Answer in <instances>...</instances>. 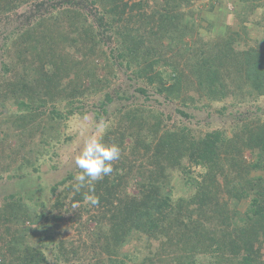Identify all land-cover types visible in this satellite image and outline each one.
Listing matches in <instances>:
<instances>
[{"label": "trees", "instance_id": "1", "mask_svg": "<svg viewBox=\"0 0 264 264\" xmlns=\"http://www.w3.org/2000/svg\"><path fill=\"white\" fill-rule=\"evenodd\" d=\"M29 1L2 0L5 4L0 7V12L9 11L12 2L26 4ZM119 1L86 0V6L91 7L95 16L92 22L100 29L97 36L101 35L102 42L115 40L117 48L112 57L124 63L127 69L136 66L135 77L146 79L150 85L154 83L156 94L165 96L167 101L182 100L181 104H184L180 96H191L188 93L194 91L206 98L210 104L206 107L229 97L232 100L245 94L264 95V53L259 49L234 48L238 44L236 38L223 31L218 33L224 37L221 45L187 47L183 43L184 38L194 34L188 19L179 13L180 8L188 6V0H164L162 5L155 6L150 18L142 21L145 14L141 5L129 6ZM95 4L99 7L94 8ZM81 8L83 14L65 9L59 13L46 10L44 13H48L52 24L41 20L36 26L26 27L18 38L6 36L2 45L5 49L8 41L13 40L11 57L7 55L8 65L0 63L3 72L0 76V107L8 103L15 108L11 114L1 112L0 115L10 122L9 129L16 143L7 142L6 134L0 138V182L12 183L15 188L11 193L0 194V225L12 235L26 236L34 241H31L32 250L20 258L6 262L0 256V264H48L43 252H51L52 248L47 246L49 238L45 233L58 217L49 214L47 204L54 198L51 203L55 208L56 205L66 208L61 200L71 192L70 204L80 203L86 212L90 207L98 211L100 216L91 217V221L97 218L107 221L108 226L98 232L97 238L100 249L106 251L103 253L113 256L108 258L109 264H264V125L250 121L231 127L230 136L224 130H215L198 137L184 127L162 130L159 122L154 120L155 115L145 117L140 112L139 116H134L127 112L121 120L128 124L115 133L116 138L103 136L105 142L116 141L121 153H126L113 162V172L95 187L98 205L92 206L85 200V195L89 194L87 188L74 191L76 181L72 174L50 185V196L45 199L40 196L41 188L27 187L36 184L35 178L41 179L42 163H48L50 170L58 168L60 158L56 144L70 143L73 149L74 143L80 140L79 136L71 139L65 130L63 136H59L58 129L69 117L84 115L88 110V103H84L89 96L83 95L87 91L91 94L100 91V85H109L106 78H96L88 66L90 56L98 59L103 55L97 54L100 40L96 41L86 10ZM126 9L130 12L139 9L140 12L124 19ZM134 18L138 19L133 22H139V27L130 24ZM60 21L71 29L68 34L61 31L63 23L58 25ZM123 21L124 25L119 26ZM162 41L170 50L182 45L181 56H187L185 67L195 77L196 84L184 78L175 64L171 65V74L161 70L152 74L159 62L158 57L153 58L156 55L154 48ZM70 48L82 57L74 61L68 54ZM7 72L9 78H6ZM229 77L232 79L228 81ZM164 78L171 84L167 85ZM87 80L89 86L85 87ZM232 84L234 88L228 89L227 86ZM139 92L145 94L144 89ZM109 103L110 98L106 97L98 106L93 103L90 108L105 113ZM226 110L221 107L217 111L223 114ZM126 139L129 143L124 147ZM246 151L253 157L250 162L243 159ZM140 156L147 159L145 166L151 168L145 171L143 167L142 173L141 165L136 166ZM259 168L262 175L248 177L251 170ZM137 177H140L137 194H128L122 187L123 180ZM175 180L179 182L178 189L173 184ZM220 181L234 203L248 202L244 211H236L235 206L230 210L228 206L222 207L217 197ZM214 204L222 209L212 208ZM198 209L211 213H201ZM40 222L48 225L42 226L43 231L36 237L26 223ZM20 230L22 235L18 234ZM141 239L153 255L147 254L134 261L123 252V247ZM153 245L156 250L152 249ZM172 248L180 252L179 258L169 257L167 250ZM74 249H59L57 261L68 262L67 254L75 259Z\"/></svg>", "mask_w": 264, "mask_h": 264}, {"label": "rangeland", "instance_id": "2", "mask_svg": "<svg viewBox=\"0 0 264 264\" xmlns=\"http://www.w3.org/2000/svg\"><path fill=\"white\" fill-rule=\"evenodd\" d=\"M66 1H69V3H66ZM163 1L164 0H121L119 3H126L129 6L134 4L141 5V10H143L145 14V16L141 18L142 21L145 20V18H150L155 10V6L162 5ZM60 3H63V6H61ZM187 3L188 6L179 9L181 16L183 17L184 15L186 19H188L189 27L194 30L192 37H187L183 40V43H185L187 47H189V45L192 47L193 45L200 47L202 44H207L209 46L221 45L220 41L224 37L218 36V33L219 31H223L225 34H231L236 38L238 44L235 45L234 48L245 49L252 47L259 49L264 53V0H249L246 2H239L238 0H188ZM4 4L5 3L0 0V7ZM39 4H43V6L38 7ZM11 6L12 8H10L9 11L0 12V63L4 62L8 65V61L10 60L7 55L9 54V57H11V50H13L11 45L13 40L12 42L10 40L8 41L7 48H2L6 36L12 35V39L18 38L20 33L24 31L26 27L29 28L36 26L41 20L48 22V24H52V21L48 20V13H44L46 10L59 13L62 9H65L74 12V14H83L84 10L81 7H84L87 13V20L91 26H93V33L96 35V41L97 39H101V35L97 36L100 29H97L96 24L92 22L95 19L94 13L90 11V6H86V0H31L26 4L12 2ZM98 7L99 5H94V8ZM138 10L139 9H135L133 12H130L126 9L123 18L127 19L131 15L139 13L140 10ZM137 20L138 19L136 18L132 19L130 24L139 27L140 23H135ZM61 23L63 22L60 21L58 25ZM118 25L123 26L124 21L120 22ZM60 29L66 34L71 30L65 26V23H63V27ZM99 46L97 54L101 53L100 56H103L98 59L97 57L90 56L87 60L88 66L92 68V71L96 74V78H106L109 81V85L105 87L100 85V87H102L101 90L94 94L87 91L85 95H83L89 96L86 99V103H84H88V110H85V114L80 116L74 114L69 117L62 126L60 125L58 129L59 136H63L65 130V132H68L65 134L71 136V139H73L74 136H79L80 140L74 143L73 149L70 148V146H72L70 143L69 145H67V143L56 144L55 148L57 149V154L60 158V163L57 165L58 168L50 170L48 168V163H42L43 165L41 164L40 173L41 179L36 180L35 178L36 184L27 186L28 188H41L42 195L40 196L43 197V199L50 196L48 193V187L50 185H53L55 182L60 181L62 177H67L70 174L76 176L79 172V169L75 165V158L89 136L110 135L109 137L112 139L114 136L116 138L117 134L115 133L117 131H122V129L125 128V125L128 124L126 121L123 122L121 120L124 113L130 112L132 114L134 113V116H139L140 112H142L145 117L152 114L156 116V119L154 120L159 122V126L162 130H174V128L184 127L198 137L215 130H224L225 134L230 136L231 127L246 122L249 123L250 121L258 126L264 125V95L248 96L245 94L243 96H238L237 98L233 97L232 100L229 97L226 100L217 101L208 107H206V105L210 104H208L206 98L204 96H199L194 91L188 93L191 96H186V94L180 96L179 99L181 100V98H183L185 101L184 104H181L182 100L180 102L177 100L167 101L165 96L155 93L154 83L153 85H150L147 83L146 79L138 80L135 77L136 66L127 69L124 63H121L116 60V58L112 57V55H114V49L117 48L115 40H104V42L100 40ZM65 49H67V47ZM5 51H8V53L6 54ZM68 51H70L68 54L73 57L74 61H77L76 59L82 57L81 53H75L71 48L68 49ZM154 51L156 55H154L153 58L158 57L159 62L154 67L152 74L159 70L166 74H171V65L175 64L177 68L176 70L182 71L184 78L187 77L188 80L191 81L190 83L196 84L195 77L191 75L188 68L185 67V59L187 56H181L182 45L172 47L170 50L165 45V42L162 41L154 48ZM166 63H168V65H166ZM1 71L0 65V76H2L3 73ZM6 74V78H9V72ZM71 75L73 74L71 73ZM231 79L232 78L229 77L228 81ZM164 80L167 85L171 84V81L167 78H164ZM88 82L89 80L85 81V87H87V85L89 86ZM230 87L229 85L227 86L228 89L232 90L234 84ZM139 89H144L145 94L139 92ZM104 94H107V96H104ZM106 97L110 98V103L105 107V113L100 112V110H98V112H94V109L91 110V104L93 105V103H95V105L98 106L99 103L105 101ZM221 107L227 108L223 114H220V112L217 111ZM14 108L15 106L12 104L5 103L2 108L0 107V114L1 112L6 115L9 113L11 114L14 111ZM148 120H150V118ZM154 120H152V122H155ZM9 124L10 122L6 120V117L0 115V138L6 134L9 139L7 142L15 144L16 141L13 138V134L10 132ZM101 125H103V127H101ZM111 140L106 141V143H114L111 142ZM128 143V139L124 140V147H126ZM125 153L126 152L121 153V156L125 155ZM250 153L251 152L246 151L243 154V159L247 162H250L253 159ZM138 159L139 161L136 162V166L141 165V173L143 167L145 168V171L151 169L147 167V165L145 166L146 158L141 157ZM142 161H144L143 164L140 163ZM262 168L264 169V165ZM260 175H262L261 168L254 171L251 170L248 177L252 178ZM139 180L140 177L129 181L128 179L123 180L125 183L122 185L124 191L128 194L136 195L138 192L137 184ZM99 181L102 182V180ZM99 181L94 182L95 187L99 184ZM221 181L218 184L220 191L217 197L219 198L222 207L224 208L225 206H228V209L230 210L235 206L233 209H237L236 211H244L248 202L245 200L244 204L240 203L238 205L234 203L231 195L226 191L225 186ZM173 184L178 189L177 185L179 182L176 183L175 180ZM122 187L119 188L120 191ZM13 190L15 191V188L12 183L0 182V194L11 193ZM71 194L61 200L62 203L66 205V208H59L57 205L55 208L53 203H51L55 200L54 198H52L47 204L46 210L48 212L50 211L49 214L58 217V221L51 224L48 228L49 232L47 231V233H45V237L49 238L47 239L49 240L47 246L52 248L51 252H43L46 256L47 263L109 264L107 260L109 257L112 258L113 256H108L103 253L106 251L100 249V239L97 238L98 232L108 226L107 221L98 218L96 221H91V217H98V211L95 208L90 207L91 209L86 212L82 209L80 203L70 204L69 198L71 197ZM49 205L52 206V208H50ZM213 207L214 209L219 208L216 204H214L212 208ZM222 207L218 210L222 209ZM199 211L201 213H207L210 210L205 211L204 209ZM209 213H211V211ZM26 220L32 221L29 219ZM44 223L46 222H40L37 224L26 223V226L29 228L30 233L37 237L40 233L39 231L42 230V226L47 227L48 224L45 225ZM24 225L25 223L21 225L19 229ZM33 229L36 231H32ZM94 232L95 234L92 235ZM11 233L10 230L8 231L3 225H0V256H3L6 262L17 257L20 258L29 250L31 251V241H34H30V238H26L24 234L25 238H20V235H12ZM18 234L22 235V230H20ZM15 243L20 245L16 246ZM146 246V242L141 239L140 242L137 241L125 245L123 247V252L129 254L134 261H139L147 254L153 255L146 250ZM73 247L77 254L75 259L70 257V254H67L68 262L57 261V256L60 252L59 249L65 248L66 250H71ZM152 249L156 250V245H153ZM176 249L177 248H172L170 249L171 251L167 250V252H170L169 257H172L173 259L180 257L181 254ZM120 256L121 255L116 257ZM0 259L2 260V258ZM262 260L264 259L262 258ZM127 263L131 264V262Z\"/></svg>", "mask_w": 264, "mask_h": 264}, {"label": "clouds", "instance_id": "3", "mask_svg": "<svg viewBox=\"0 0 264 264\" xmlns=\"http://www.w3.org/2000/svg\"><path fill=\"white\" fill-rule=\"evenodd\" d=\"M120 156L121 149L116 143H106L103 136H89L75 158L79 172L75 176L74 191L80 192L86 187L89 194L85 195V200L92 206L98 205L99 197L94 194V182L110 175L113 162L119 160Z\"/></svg>", "mask_w": 264, "mask_h": 264}]
</instances>
